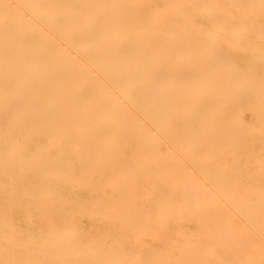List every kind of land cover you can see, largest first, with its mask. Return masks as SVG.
<instances>
[{
  "label": "bare ground",
  "instance_id": "1",
  "mask_svg": "<svg viewBox=\"0 0 264 264\" xmlns=\"http://www.w3.org/2000/svg\"><path fill=\"white\" fill-rule=\"evenodd\" d=\"M0 264H264V0H0Z\"/></svg>",
  "mask_w": 264,
  "mask_h": 264
}]
</instances>
